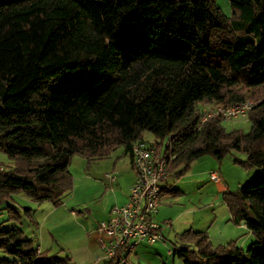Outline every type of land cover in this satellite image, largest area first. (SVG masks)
Here are the masks:
<instances>
[{"label":"trees","instance_id":"trees-1","mask_svg":"<svg viewBox=\"0 0 264 264\" xmlns=\"http://www.w3.org/2000/svg\"><path fill=\"white\" fill-rule=\"evenodd\" d=\"M228 2L230 16L216 0H0V151L10 159L0 162V214L17 222L0 225L9 256L0 264L66 263L33 246L19 223L37 225L35 208L13 194L57 206L72 189V156L122 148L133 168L145 131L156 144L169 139L167 178L233 150L245 155L234 163L259 168L223 193L230 221L258 241L213 246L189 228L174 249L184 264H264V0ZM249 100L246 133L227 130L219 114L201 122L203 106Z\"/></svg>","mask_w":264,"mask_h":264},{"label":"rangeland","instance_id":"rangeland-1","mask_svg":"<svg viewBox=\"0 0 264 264\" xmlns=\"http://www.w3.org/2000/svg\"><path fill=\"white\" fill-rule=\"evenodd\" d=\"M216 4L225 15H231L228 0H216ZM222 125L227 130L246 133L250 130L251 122L247 117H242L223 120ZM144 138L152 140V135L145 131ZM234 158L244 159L245 155L233 150L220 161L204 155L192 161L182 176L177 178L173 174L169 175L166 184L181 193L164 194L156 218L157 221L167 220L171 225L166 227L162 224V237L154 244L139 242L128 255L127 264H184L175 254L174 247L178 245V234L189 228L206 231L213 246L234 241L237 246L246 249L258 241L244 225H236L230 221L229 211L223 202L225 191L238 189L259 172L258 167L245 169L234 163ZM0 162H10L2 151ZM68 169L73 180L72 189L62 197V203L57 206L49 201L39 204L33 202L23 192L13 194V199L20 208H35L33 218L38 223L35 225L22 217L19 226L32 239L33 246L39 247L42 253L67 257L63 264H103L106 260L95 239V228L108 217L111 207L122 205L125 201L123 198L128 194L134 177L129 157L123 154L122 148L97 160L74 155ZM113 172L116 180L110 182L105 175ZM211 172H217L220 184L211 181ZM15 223L17 222L13 219L7 220L6 210L1 211L2 227ZM8 257L0 251V258Z\"/></svg>","mask_w":264,"mask_h":264},{"label":"built area","instance_id":"built-area-1","mask_svg":"<svg viewBox=\"0 0 264 264\" xmlns=\"http://www.w3.org/2000/svg\"><path fill=\"white\" fill-rule=\"evenodd\" d=\"M253 104L254 101L249 100L240 104L203 106L201 122L218 114L223 120L245 117ZM167 148L169 139L161 144L146 139L132 144L136 178L130 186L128 200L122 205L111 207L108 218L100 221L95 229L96 241L103 250L106 261L117 258L118 264H127L128 255L139 242L154 244L160 238L162 225L156 220V215L167 178V167L175 158ZM105 176L110 182L116 179L115 172ZM210 179L214 183L221 182L217 172H211ZM169 224V221L163 222L165 226Z\"/></svg>","mask_w":264,"mask_h":264},{"label":"crops","instance_id":"crops-1","mask_svg":"<svg viewBox=\"0 0 264 264\" xmlns=\"http://www.w3.org/2000/svg\"><path fill=\"white\" fill-rule=\"evenodd\" d=\"M131 166V165H130ZM132 168V167H131ZM132 170H133V168H132ZM133 172H134V170H133ZM135 178H136V174H135V172H134V177H133V181L135 180ZM116 180V179H115ZM133 181H132V183H133ZM166 181H167V179H166ZM166 181L164 182V184H163V188L165 187V188H167V187H169V185L168 184H166ZM115 182V181H114ZM221 183V182H220ZM220 183H216V184H220ZM131 186V185H130ZM130 186H129V189H130ZM164 194H167V193H163L162 195H161V197H160V200H159V204H160V201H161V198H162V196L164 195ZM128 197H129V190H128V194L123 198L125 201H124V203H126L127 202V200H128ZM123 203V204H124ZM109 211H110V209H109ZM109 211H108V215H109ZM159 212V211H158ZM157 215H158V213H157ZM157 215H156V217H157ZM108 218V217H107ZM106 218V219H107ZM105 219V220H106ZM156 220H157V218H156ZM103 221V220H102ZM164 221H167V220H164V219H162L161 221H158L159 223H160V225H162L163 224V222ZM171 224H169L168 226H170ZM167 227V226H166ZM162 228H163V226L161 227V236H162ZM96 229V228H95ZM186 230V229H185ZM184 231V230H183ZM95 239H96V232H95ZM37 250L38 251H40V249H39V247L37 248ZM169 253H170V251H168Z\"/></svg>","mask_w":264,"mask_h":264}]
</instances>
